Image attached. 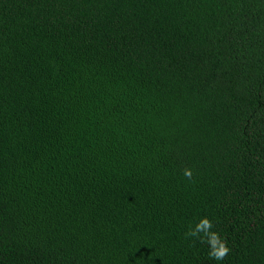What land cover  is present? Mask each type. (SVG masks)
I'll return each mask as SVG.
<instances>
[{
	"label": "trees",
	"instance_id": "16d2710c",
	"mask_svg": "<svg viewBox=\"0 0 264 264\" xmlns=\"http://www.w3.org/2000/svg\"><path fill=\"white\" fill-rule=\"evenodd\" d=\"M0 264H264V0H0Z\"/></svg>",
	"mask_w": 264,
	"mask_h": 264
},
{
	"label": "clouds",
	"instance_id": "9594fccd",
	"mask_svg": "<svg viewBox=\"0 0 264 264\" xmlns=\"http://www.w3.org/2000/svg\"><path fill=\"white\" fill-rule=\"evenodd\" d=\"M183 175L191 179L192 170L184 169ZM213 228V223L208 218H203L197 225L194 230L190 229L185 233V238L188 237H197L199 233L203 232L204 236L200 237L201 243H207L210 246L209 258L215 259L217 261H222L228 255L230 249L227 247L226 241L222 240L219 236V233L211 231Z\"/></svg>",
	"mask_w": 264,
	"mask_h": 264
}]
</instances>
